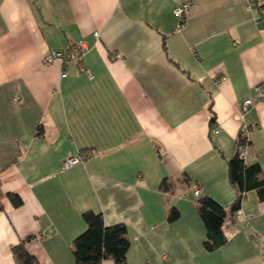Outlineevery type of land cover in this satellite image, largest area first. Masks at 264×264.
Segmentation results:
<instances>
[{"label": "crops", "instance_id": "0c3cea01", "mask_svg": "<svg viewBox=\"0 0 264 264\" xmlns=\"http://www.w3.org/2000/svg\"><path fill=\"white\" fill-rule=\"evenodd\" d=\"M183 1L0 0V264L20 240L39 264H73L87 208L125 223L127 264H264V198L249 189L231 212L227 164L246 124L264 178L261 5L189 0L179 24ZM51 49L64 60L46 63ZM203 195L229 219L213 249Z\"/></svg>", "mask_w": 264, "mask_h": 264}, {"label": "trees", "instance_id": "16d2710c", "mask_svg": "<svg viewBox=\"0 0 264 264\" xmlns=\"http://www.w3.org/2000/svg\"><path fill=\"white\" fill-rule=\"evenodd\" d=\"M249 141L248 136L239 131L236 138L237 148L239 145L248 144ZM227 164L230 181L237 188V195L230 206L231 212L239 207L244 193L249 189H255L258 197L264 198V178L258 161L245 162L236 149L228 158ZM7 196L14 206L23 203L18 193L7 192ZM197 209L206 228L204 245L207 249H213L225 239L221 225L227 211L218 200L209 195L198 198ZM81 214L85 227L72 240L73 264H102L106 258L113 259L115 264H127L130 240L125 223L106 224L101 211L92 208L84 209ZM178 216L179 210L171 207L167 219L173 221ZM12 253L17 264H39L37 258L25 247L24 240L12 246Z\"/></svg>", "mask_w": 264, "mask_h": 264}, {"label": "built area", "instance_id": "2783aa9c", "mask_svg": "<svg viewBox=\"0 0 264 264\" xmlns=\"http://www.w3.org/2000/svg\"><path fill=\"white\" fill-rule=\"evenodd\" d=\"M258 2L260 3L261 5V8H260V12L261 14L264 16V0H249L248 4H247V7H251L252 4L254 2ZM189 5H190V1L189 0H186V1H183L179 4H177L176 6L173 7V14L178 18L179 20V24H181L183 21H184V18H185V14L187 12V10L189 9ZM239 42V39L236 38L234 40V43H238ZM81 47H82V50H85L86 49V46L83 45V43L79 44ZM73 45H71L72 47ZM121 54L117 53L116 54V57H120ZM44 60L46 63H50L52 61H55V60H64V51L61 50V49H51L49 50L48 52H46L45 56H44ZM66 72H62L61 75H65ZM89 76L92 77L93 74L90 72L89 73ZM221 79L222 78H225V75L221 76L220 77ZM259 92H260V95L262 96V98L264 97V91L260 90L259 89ZM252 103V100L251 98H246L244 101H243V109H246V107ZM215 131H217L216 128H214ZM242 133L245 134L247 136L248 134V126L246 124L243 125L242 129H241ZM238 151H239V154L240 156L244 157L245 155V151L243 149V146L242 145H239L238 147ZM89 153V152H88ZM87 152H85L84 155H87L88 154ZM83 160V155L82 154H77V155H69L67 156L64 161H63V164L64 166H70V165H73L75 163H78L80 161ZM191 187V190L193 192V194L195 196H198L200 194V188L197 184L195 183H192L190 185ZM235 213H242L241 209L240 208H237L235 210ZM226 223H229V219H225L222 223V229L225 228L226 226ZM261 257H262V261L264 263V253L261 254Z\"/></svg>", "mask_w": 264, "mask_h": 264}]
</instances>
